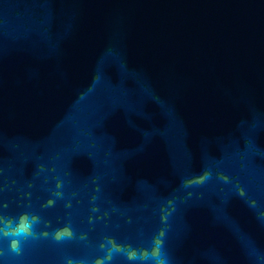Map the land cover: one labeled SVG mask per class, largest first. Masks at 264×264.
Listing matches in <instances>:
<instances>
[{
  "label": "water",
  "instance_id": "obj_1",
  "mask_svg": "<svg viewBox=\"0 0 264 264\" xmlns=\"http://www.w3.org/2000/svg\"><path fill=\"white\" fill-rule=\"evenodd\" d=\"M25 215L0 264L159 232L168 264H264V0H0V218Z\"/></svg>",
  "mask_w": 264,
  "mask_h": 264
},
{
  "label": "clouds",
  "instance_id": "obj_2",
  "mask_svg": "<svg viewBox=\"0 0 264 264\" xmlns=\"http://www.w3.org/2000/svg\"><path fill=\"white\" fill-rule=\"evenodd\" d=\"M0 235L5 238H10L11 252L19 255L21 252L20 240L26 238L33 233L34 222L32 218L25 216L19 217L16 220L0 218ZM165 233L159 232L157 237L152 241V247L148 249H132L127 251L123 247L118 246L111 248L102 258H98L99 264H111V261L116 254H123L129 264H168L166 253L163 251V237ZM71 233L67 230L58 231L54 239L60 241L70 239ZM71 264V262H69Z\"/></svg>",
  "mask_w": 264,
  "mask_h": 264
}]
</instances>
